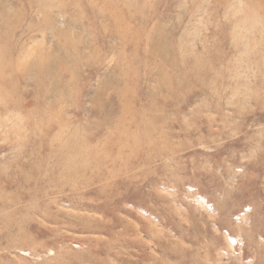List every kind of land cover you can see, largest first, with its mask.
I'll use <instances>...</instances> for the list:
<instances>
[{"label": "rangeland", "instance_id": "obj_1", "mask_svg": "<svg viewBox=\"0 0 264 264\" xmlns=\"http://www.w3.org/2000/svg\"><path fill=\"white\" fill-rule=\"evenodd\" d=\"M0 17V236L22 221L0 264H264V0ZM80 146L90 165L56 185Z\"/></svg>", "mask_w": 264, "mask_h": 264}, {"label": "bare ground", "instance_id": "obj_2", "mask_svg": "<svg viewBox=\"0 0 264 264\" xmlns=\"http://www.w3.org/2000/svg\"><path fill=\"white\" fill-rule=\"evenodd\" d=\"M1 18V17H0ZM6 19H3L2 22H5ZM162 48V47H161ZM47 63L43 60L40 61V67L41 68H45V65ZM193 65V64H192ZM162 68V67H161ZM178 70V69H177ZM1 74L3 73V71L0 72ZM120 113L122 114L121 116H124L128 111L126 110L125 108V105L124 104H121V108H120ZM130 112V111H129ZM130 115V114H129ZM138 132V131H137ZM144 134H148V132H145V131H142ZM75 145V144H74ZM81 147V146H80ZM87 147V149H85ZM85 148L81 147V148H78V156L79 158H75V156H70L69 154V151H68V154H62L60 153L58 157H56V159L58 158L59 161H62V165L59 167H54V170H57L56 172H58L60 170L61 174L59 178H54L53 180L56 182L55 184H59V183H62L63 180H66V179H74V177H79L80 175V171L83 170L84 168H88V165H90L89 161L85 160L84 158H82V155H83V152L89 150V147L86 146ZM118 149L117 151H122V150H125L129 147H127L125 144L121 143L119 144L118 146ZM137 147V146H136ZM69 150V149H68ZM61 152V151H60ZM75 153V152H74ZM76 154V153H75ZM72 159H75V160H72ZM95 160V157L94 159ZM96 163V165H100L99 163V160H97V162H94ZM92 163V165L94 164ZM124 169H127V167H124ZM121 169L118 168L115 170V173L114 171H112L109 175L110 176H113L114 174H117L119 173ZM25 176V175H23ZM27 177V176H26ZM18 181V180H17ZM14 183V182H13ZM22 183V182H21ZM25 183V182H24ZM43 183V182H42ZM17 184V183H16ZM30 185V184H29ZM14 186V185H13ZM20 186V185H19ZM28 187V186H27ZM22 188V187H21ZM38 188V187H37ZM34 189V188H33ZM42 190V189H41ZM47 190V189H45ZM36 191V190H35ZM34 191V193H35ZM40 191V190H38ZM44 191V190H43ZM31 193V192H29ZM33 193V194H34ZM8 196V195H7ZM32 198V197H31ZM37 198V197H36ZM35 198V199H36ZM41 198V197H40ZM49 199V198H48ZM29 201V200H28ZM48 201V200H47ZM32 202V201H31ZM30 202V203H31ZM41 204V203H40ZM35 205V204H34ZM36 208V207H35ZM43 210V209H42ZM1 212V211H0ZM6 214V213H5ZM44 216L47 218L48 217V214L46 213V211H44ZM18 219V217H17ZM1 221V220H0ZM10 220H8V223H5L6 227H4L3 229H1V234H4V235H1V236H7L6 240L4 239L3 241H6L8 244V247H10L11 243L12 242H15L16 239H18L22 233V221H16V222H9ZM27 221V220H26ZM5 222V221H4ZM16 223V225H14ZM26 228V227H25ZM0 236V237H1ZM27 240L28 238L26 237H23L22 238V243L23 245L27 243ZM2 242V240H0V243Z\"/></svg>", "mask_w": 264, "mask_h": 264}]
</instances>
